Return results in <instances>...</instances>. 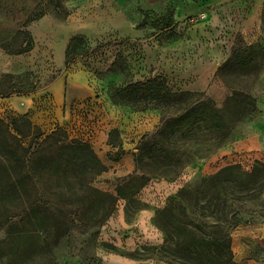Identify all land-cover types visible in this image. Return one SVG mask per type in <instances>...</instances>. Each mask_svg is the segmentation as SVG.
I'll list each match as a JSON object with an SVG mask.
<instances>
[{
	"label": "rangeland",
	"instance_id": "1",
	"mask_svg": "<svg viewBox=\"0 0 264 264\" xmlns=\"http://www.w3.org/2000/svg\"><path fill=\"white\" fill-rule=\"evenodd\" d=\"M41 1L0 0V76L18 77L4 84L16 83L22 91L0 95V119L9 124L25 118L43 137L60 128L70 139L88 143L107 169L92 182L101 192L115 196L129 178L132 186L147 182L132 199H117L104 222L96 203L83 204L73 186L62 187L73 224L69 233L48 254L41 242H2L6 231L0 230V264H187L174 258L171 244L162 248L157 212L180 190L226 167L249 173L256 163L264 166V0H59L62 9ZM39 3L48 13L24 25ZM27 34L32 48L13 54L28 44ZM156 77L172 93L200 95L217 110L241 93L246 113L224 138L192 134L179 164L152 174L138 170L134 159L142 138L160 127L161 112L141 99L127 101L123 91ZM20 141L27 146L29 139ZM152 182L169 188L158 194L164 202L152 197L147 205L140 192ZM256 187V200L229 208L239 220L232 233L264 225L263 174ZM58 192L55 183L37 190L52 208ZM194 203L189 200L188 211L198 214L200 201ZM144 208L154 211L161 244L136 243L137 231L117 225L118 212L130 226ZM133 239L136 246L130 245Z\"/></svg>",
	"mask_w": 264,
	"mask_h": 264
},
{
	"label": "trees",
	"instance_id": "2",
	"mask_svg": "<svg viewBox=\"0 0 264 264\" xmlns=\"http://www.w3.org/2000/svg\"><path fill=\"white\" fill-rule=\"evenodd\" d=\"M42 1L47 2L45 6L52 2L55 9H62L59 0ZM40 3L24 25L48 13ZM26 37L28 44L19 46L13 54L20 55L32 48V39L29 34ZM9 47L5 44L2 49L9 52ZM0 77L1 96L22 92L16 83L4 84L18 77L9 74ZM123 93L127 101L137 103L141 99L139 102L161 112L160 127L142 138L139 154L134 159L138 170L146 168L152 174L176 167L184 155L181 148L187 145L192 134L194 138L213 134L224 138L246 113L241 93L234 92L222 109L217 110L200 95L172 93L159 77L145 84L131 85ZM21 138L29 139L27 146L21 143ZM144 159L150 161V166L143 163ZM106 170L88 143L70 139L63 129L43 137L25 118H11L9 124L0 119V230L6 231L2 242L21 241L26 245L41 242L51 254L73 225L64 210L62 187L73 186L81 194L83 204L96 203L104 222L113 213L117 199H132L147 182L145 179L140 185L132 186L129 178L128 184L118 186L113 196L92 186L93 180ZM262 174L264 166L259 163L249 173L242 172L237 165L229 166L201 180L194 188L180 190L156 214L155 225L164 234L162 248L171 244L175 249L174 258L187 264H236L230 250V235L239 220L237 213L230 215L228 210L256 200V183ZM46 183H55L59 191L54 208L49 200L37 194L38 188ZM189 200H194L195 206L200 201L198 214L188 211ZM83 204L76 206L82 209Z\"/></svg>",
	"mask_w": 264,
	"mask_h": 264
},
{
	"label": "crops",
	"instance_id": "3",
	"mask_svg": "<svg viewBox=\"0 0 264 264\" xmlns=\"http://www.w3.org/2000/svg\"><path fill=\"white\" fill-rule=\"evenodd\" d=\"M119 175V174H118ZM169 188L165 182H152L145 186L140 192V201L149 205L152 197L158 196ZM172 191V188H170ZM142 195V197H141ZM117 225L124 227L126 230L137 231L139 236L136 239L150 244H161L163 235L158 231L152 220L154 219V211L151 208H144L138 211L132 220L130 226L124 223L123 213L118 212ZM118 226V227H119ZM135 239L130 245L136 246ZM231 251L234 262L236 264H264V225L250 226L247 228H239L231 234Z\"/></svg>",
	"mask_w": 264,
	"mask_h": 264
},
{
	"label": "water",
	"instance_id": "4",
	"mask_svg": "<svg viewBox=\"0 0 264 264\" xmlns=\"http://www.w3.org/2000/svg\"><path fill=\"white\" fill-rule=\"evenodd\" d=\"M157 0H150L149 3H154L156 2Z\"/></svg>",
	"mask_w": 264,
	"mask_h": 264
}]
</instances>
